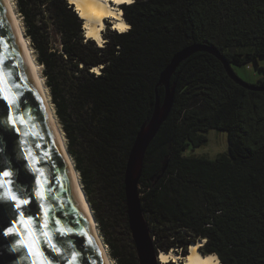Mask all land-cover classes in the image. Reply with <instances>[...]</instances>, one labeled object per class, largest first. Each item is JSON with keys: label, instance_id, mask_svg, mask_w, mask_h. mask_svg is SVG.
Wrapping results in <instances>:
<instances>
[{"label": "trees", "instance_id": "obj_1", "mask_svg": "<svg viewBox=\"0 0 264 264\" xmlns=\"http://www.w3.org/2000/svg\"><path fill=\"white\" fill-rule=\"evenodd\" d=\"M18 3L103 235L119 264H140L126 172L139 133L166 95L161 75L193 45L215 47L234 70L264 57V0H137L123 6L131 28L109 30L102 46L86 36L69 0ZM251 84L259 89L236 82L208 51L174 73L175 103L139 181L159 252L187 256L192 243L206 240L202 253L222 264H264V76ZM213 129L228 132L227 153L185 155Z\"/></svg>", "mask_w": 264, "mask_h": 264}, {"label": "water", "instance_id": "obj_2", "mask_svg": "<svg viewBox=\"0 0 264 264\" xmlns=\"http://www.w3.org/2000/svg\"><path fill=\"white\" fill-rule=\"evenodd\" d=\"M199 51L217 56L239 84L259 89L242 79L218 49L207 45L184 48L163 71L160 83L166 87V95L163 102L158 97L151 120L139 133L126 172L129 223L140 264L161 263V251L156 248L140 194L144 160L174 106L176 87L171 85L174 73L183 61ZM9 100L13 103L9 104ZM13 118L15 125L11 123ZM0 171L12 173L7 179L0 177V185H4L0 187V264H33L34 260L41 259L32 256L27 247H18L20 240L31 242L35 237L39 238L33 247H39L51 264H108L89 221L74 171L51 124L38 79L12 21L7 0H0ZM9 192L29 201L21 211L25 218H32V236L23 226L20 229L23 236L6 234L13 220L20 219L15 202L8 199ZM38 192L43 193V199L36 195ZM45 220L47 231L62 255L53 252L46 238L40 235L43 229L38 225ZM57 220L59 225L55 223ZM61 226L65 232L68 229L71 232L57 234L56 229Z\"/></svg>", "mask_w": 264, "mask_h": 264}, {"label": "bare ground", "instance_id": "obj_3", "mask_svg": "<svg viewBox=\"0 0 264 264\" xmlns=\"http://www.w3.org/2000/svg\"><path fill=\"white\" fill-rule=\"evenodd\" d=\"M69 1L72 5L75 6V10L79 14L80 18L84 21L86 36L88 38L96 40L98 44L102 46L105 39L103 34L106 28L107 21H111L113 28L119 32H127L131 28L130 24H128V22L124 17L122 6L133 4L137 0H69ZM7 3L12 21L22 41L27 58L38 79L40 90L45 102V106L51 124L58 138V141L63 149V152L74 171L78 190L81 195L83 204L85 206L91 226L100 242L107 263L112 264L111 255L107 250L106 244L101 237L98 224L95 219L93 209L91 207V203L87 197V194L81 182L80 172L75 165L73 157L70 155L68 151L65 136L60 126L56 114V110L53 106L50 93L48 92L39 65L36 63V59L33 55L32 49L23 30L21 19L19 18L20 15H18V11L16 10V7L12 2V0H7ZM115 25L125 26L124 30L121 31L120 28L115 27ZM99 70L100 68L98 67L94 68V71L97 73L99 72ZM205 243L206 240H199L198 242L192 243L189 247V251H188L189 253L187 256L161 251L159 260L160 262L165 264L168 263L169 261L180 262V260L183 262V264H222L221 259L217 254L214 253V254L205 255L202 253L200 248L204 246Z\"/></svg>", "mask_w": 264, "mask_h": 264}, {"label": "rangeland", "instance_id": "obj_4", "mask_svg": "<svg viewBox=\"0 0 264 264\" xmlns=\"http://www.w3.org/2000/svg\"><path fill=\"white\" fill-rule=\"evenodd\" d=\"M12 2L14 3V5L16 7V10L18 11V15H20L19 18L21 19V24H22L23 30L25 32V35H26L27 39H28V42H29L30 47H31L32 52H33V55H34V57L36 59V63L39 65V68H40V71H41V73L43 75V78H44V81L46 83L48 92L50 93V97H51L53 106H54V108L56 110L55 104L53 102L52 91H51V88L48 85V81H47V78H46V75H45V72H44V65H42L40 63L38 51L35 48V46L33 45V41L30 38V36L28 35V33H27L26 21L24 19L23 13H21V11H20V6H19V3H18V0H12ZM69 3H70V1H69ZM122 9H123V6H122ZM109 30H115L113 28V25H112L111 21H107L106 28H105L104 34H103L104 38H105V34L108 33ZM55 41H56V44H57V42L59 41V37L56 36ZM106 41H107V39L105 38L104 42H103V45L105 44ZM261 67H264V57H259L258 61H253L252 63L244 65V66H236L235 67V71L245 81H247L249 83H256V82H258L259 78L264 76V69H261ZM99 72H100V70H99ZM57 117H58V115H57ZM58 120H59L60 126L62 128L63 134L65 136V140H66V144H67V148H68L69 147V143H68V138H67L66 132L64 130V127H63L62 122H61L59 117H58ZM206 135L208 137V141H207V143L205 145H203L201 147H198V148L190 147L185 152V155H187V156H200V157H207V158H210V159H216L217 157H219V156H221V155H223V154L228 152V150H229V138H228L229 135H228L227 131H219V130L213 129V130H210L209 133H207ZM74 162H75V160H74ZM80 177H81V174H80ZM81 182H82V177H81ZM83 187H84V185H83ZM93 212H94V216H95V219L97 221V224H98V228H99L101 237H102L103 241L105 242L106 248H107V250L109 251V253L111 255L112 264H119V262L114 258L113 254H112V247L107 243V241H106V239H105V237L103 235V232H102L101 227H100V223L98 222V220L96 218L95 211L93 210ZM120 237L123 240H126L127 232H126V230L123 229V227H122V229L120 231ZM169 253H176V254H180V255L183 256L181 251H178V249H172ZM174 262H176V261H174ZM180 262H182V261L180 260ZM160 264H165V263L161 262Z\"/></svg>", "mask_w": 264, "mask_h": 264}, {"label": "snow or ice", "instance_id": "obj_5", "mask_svg": "<svg viewBox=\"0 0 264 264\" xmlns=\"http://www.w3.org/2000/svg\"><path fill=\"white\" fill-rule=\"evenodd\" d=\"M115 27H118V28H120L121 31H123L125 26L115 25ZM5 98H7V97H5ZM12 103H13V101L9 100V104H12ZM11 123L13 125H15V119L14 118L11 120ZM11 175H12V173L9 171H0V177H3L5 179L9 178ZM3 186L4 185H0V187H3ZM8 186L11 187V181H8ZM36 195L39 196L41 199L44 198L42 192H38V193H36ZM8 199L15 202L14 206H15V209L17 210L18 214H19L20 219L18 221L15 219L13 220V222L11 223V226L8 227L6 234H14L17 237L23 236L24 232H21V230H20L21 226H23L25 232H27V234L29 236H32L33 235V228L31 227V225L33 224L32 218L31 217L25 218L23 215V211H21L22 207L24 205H26L29 201L24 200V199H20V198H18L17 195L12 194L11 192H9ZM55 223L57 225L60 224V222L58 220L55 221ZM38 226L41 229H43V231L40 233V235H42L46 238L47 246L56 254L62 255L60 248L57 247L56 243H53L52 236L47 231L46 220L44 223H42ZM56 232H57V234H67V232H71V229H68L67 232H65L63 227L61 226V227H58L56 229ZM38 238L39 237H35L31 242L28 240H20L18 247L19 248L27 247L32 256L41 258V259L34 260L33 264H51L50 261H48L46 258H44V253H43V251H41V249L39 247H33V245L35 244V240ZM75 259L76 258L73 257V260H75Z\"/></svg>", "mask_w": 264, "mask_h": 264}]
</instances>
